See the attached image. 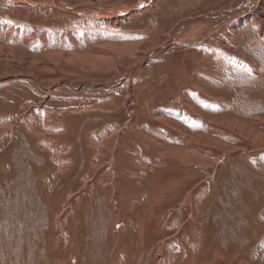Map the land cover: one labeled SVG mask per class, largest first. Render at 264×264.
Instances as JSON below:
<instances>
[{"label":"rangeland","instance_id":"1","mask_svg":"<svg viewBox=\"0 0 264 264\" xmlns=\"http://www.w3.org/2000/svg\"><path fill=\"white\" fill-rule=\"evenodd\" d=\"M134 1L0 0V264H264V0Z\"/></svg>","mask_w":264,"mask_h":264},{"label":"bare ground","instance_id":"2","mask_svg":"<svg viewBox=\"0 0 264 264\" xmlns=\"http://www.w3.org/2000/svg\"><path fill=\"white\" fill-rule=\"evenodd\" d=\"M258 1V0H257ZM261 2V1H260ZM260 2H259V4H258V2H257V4H258V6L260 5ZM229 4V3H228ZM137 6V5H136ZM152 6V4L149 6V7H151ZM134 7H135V5H134ZM136 8V7H135ZM91 10V11H93V9H91V8H87V9H84L85 11H88L89 12V10ZM244 10H245V8H244ZM95 12H97L96 10H94ZM246 11L247 10H245V11H242V10H236V11H234L233 10V13L231 14V17H236V16H238V15H241L240 13H242V14H244V13H246ZM231 12V11H230ZM84 13H86V12H84ZM100 13H102L101 11H100ZM181 30V27H180V29L178 28V32ZM198 34V32H195V33H193L192 35H197ZM192 37V36H191ZM190 39V38H189ZM183 43V42H182Z\"/></svg>","mask_w":264,"mask_h":264},{"label":"crops","instance_id":"3","mask_svg":"<svg viewBox=\"0 0 264 264\" xmlns=\"http://www.w3.org/2000/svg\"><path fill=\"white\" fill-rule=\"evenodd\" d=\"M140 1H142V0H135V1L132 3V6H130V7H134V5H135V7H136V5H137V6H140V3H142V2H140ZM156 1H157V0H155L154 3H156ZM149 6H150V5H149ZM135 7H134V8H135ZM84 9H87V8H84ZM84 9H83V10H84ZM88 10H89V9H88ZM84 11H85V10H84ZM121 11H122V10H121ZM82 12H83V11H82ZM116 12H117V11H115L114 13H116Z\"/></svg>","mask_w":264,"mask_h":264}]
</instances>
